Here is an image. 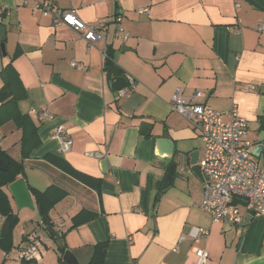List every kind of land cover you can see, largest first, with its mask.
Segmentation results:
<instances>
[{"label": "crops", "instance_id": "0c3cea01", "mask_svg": "<svg viewBox=\"0 0 264 264\" xmlns=\"http://www.w3.org/2000/svg\"><path fill=\"white\" fill-rule=\"evenodd\" d=\"M47 1L77 9L83 21L104 32L105 40L89 46L82 32L55 26L51 16L34 8V0L27 6L24 0H0V25L6 28V54L0 39V91L2 71L12 63L18 74L12 82L18 108L29 117L28 127L36 129L33 139L38 141L23 157L24 129L9 120L0 125V147L24 163L30 186L42 191L52 186L61 193L49 215L51 228L64 235L59 239L66 250L80 264H88L103 242L104 264H196L199 248L210 254L205 264H264V215L242 207L240 225L213 220L199 207L203 179L192 176L193 171L179 173L181 166L191 168L188 164L169 172L162 160L166 152L157 145L158 139H169L175 161L181 153L189 159L199 151L201 162L199 126L171 109L177 90L187 98L202 91L201 101L223 112L225 121L236 105L249 122L252 149L261 143L264 32L259 26L264 0ZM120 26L129 32L126 40L118 37ZM105 48L125 75L122 88L131 90L127 96L113 86ZM128 76L135 79L133 89ZM40 108L52 118L33 113ZM58 126L73 141L68 152H60L53 137ZM50 155L101 179L99 188L72 177ZM257 160L264 167V149ZM168 175L173 179L164 187ZM9 186L4 190L22 237L14 229L12 248L0 245V264H21L18 253L31 232L40 239V264H58L59 239L49 235L50 226H42L35 197L30 214L24 210L28 207L19 208ZM2 221L0 213V226ZM194 226L208 229V236L191 239ZM181 236L186 239L180 241Z\"/></svg>", "mask_w": 264, "mask_h": 264}, {"label": "built area", "instance_id": "2783aa9c", "mask_svg": "<svg viewBox=\"0 0 264 264\" xmlns=\"http://www.w3.org/2000/svg\"><path fill=\"white\" fill-rule=\"evenodd\" d=\"M31 0H24L28 5ZM35 9H40L43 15L51 16L55 26L66 24L82 32L89 46L105 40L104 32L83 21L75 8H61L50 1L34 0ZM139 12L147 13L148 8H140ZM4 9L0 6V23L3 20ZM259 30L264 32V18ZM118 37L126 40L129 32L120 26ZM107 56V48L103 50ZM74 65V62H73ZM130 88L135 87V79L127 77ZM131 90L121 88V96H127ZM203 92L196 90L187 98L177 90L171 101V109L199 126L203 140V154L200 162L204 181V191L199 207L215 221H229L240 225L243 222L241 213L245 207L253 215H264V167L253 152V143L249 138V122L239 115L237 106H233L229 121L224 120V113L215 110L209 104L201 101ZM41 119H51L52 114L46 108L33 109ZM53 137L59 142V151L68 152L73 141L62 126H58ZM90 156H100L97 152H88ZM182 171L192 173V169L182 166ZM209 230L194 226L190 232L191 239L200 241L208 236ZM186 239L181 236L180 241ZM177 249V247H176ZM20 259H37L41 255L40 239L36 232L26 236L25 244L19 250ZM196 264H205L209 252L199 248L196 252Z\"/></svg>", "mask_w": 264, "mask_h": 264}, {"label": "trees", "instance_id": "16d2710c", "mask_svg": "<svg viewBox=\"0 0 264 264\" xmlns=\"http://www.w3.org/2000/svg\"><path fill=\"white\" fill-rule=\"evenodd\" d=\"M105 66L106 70L108 71V74L110 75L113 81V86L117 89H121L126 83V78L122 69L119 68L114 62L112 54L111 52H109V50H107ZM2 75L5 84L2 90L0 91V125L9 120H15L19 124V126L23 127L24 134L22 139V149L23 157H26L27 155H29L30 149H32L38 144V141H34L33 139L37 131L34 127L33 129H29V117L27 115H23L18 108V95L14 93V85L12 84L13 76L18 77V74L14 69L12 63L5 67V69L2 71ZM48 158L53 162L63 166V168H65L70 173V175L78 181L92 188H99L101 179L74 168L68 162L58 157L50 155L48 156ZM1 159H4L12 167V171H4L0 169V213L3 216V221L0 226V245L3 248L7 249V251H9V249L13 246V232L15 226L19 222V217L13 211L10 198L5 192L4 187L12 184L19 178H26V173L24 163L12 159L11 157H9L7 152L0 147V160ZM175 167L176 163L172 161L168 166L169 172H172ZM28 187L31 194L35 197L36 206L39 210L42 220V226L44 228L46 226L52 227L53 223L49 215V211L60 198L61 193H58V190L52 186H50L44 191L38 190L30 186L29 184ZM79 223H81V221L75 223V225H78ZM49 235L56 240L64 236L63 234L61 236H55L54 234L50 233ZM59 250L60 258L58 264H68L63 259V255L66 251L65 244L63 248L59 247ZM106 251L107 243H98L95 246L94 255L88 264H104ZM21 264H40V262L37 259L23 258L21 259Z\"/></svg>", "mask_w": 264, "mask_h": 264}, {"label": "water", "instance_id": "95a60500", "mask_svg": "<svg viewBox=\"0 0 264 264\" xmlns=\"http://www.w3.org/2000/svg\"><path fill=\"white\" fill-rule=\"evenodd\" d=\"M0 39H1V47L3 50V53L6 54V46H5V40H6V28L3 25H0ZM264 134V132H262ZM264 138L260 137L259 141L261 142L257 146H255L253 152L256 156H259L261 154V151L264 149V144H263ZM157 145L160 148V151L166 152L165 156L162 158V160L166 163V166H169V164L174 161L176 163V167L188 164L192 171L197 174L200 178L203 179L202 172H201V165L198 163V158H199V151H194L190 154L189 159L188 157L184 154L181 153L179 155V158L175 161L173 159L174 155V144L171 140L166 139V138H160L157 140ZM175 167V168H176ZM0 169L4 171H12V167L4 160H0ZM182 171V166L180 168ZM173 179L172 175H168L164 187H167L169 185V181ZM13 196L15 197V200L17 202V205L19 208H35V203L32 198V194L29 190L28 184L25 180V178H19L16 181H14L12 184L9 186ZM47 231H49L52 234H55L56 236H59V233L55 231L53 228L48 227ZM58 244L60 247H64V243L62 239H59ZM63 259L68 263V264H80L75 255L69 251L66 250Z\"/></svg>", "mask_w": 264, "mask_h": 264}, {"label": "rangeland", "instance_id": "374dc122", "mask_svg": "<svg viewBox=\"0 0 264 264\" xmlns=\"http://www.w3.org/2000/svg\"><path fill=\"white\" fill-rule=\"evenodd\" d=\"M202 145V144H201ZM179 173H181L182 174V172L180 171V169H179ZM183 174H185V173H183ZM192 176H194V177H198L196 174H193ZM16 210H18V207L16 206ZM24 210H26L27 212H29L30 214H32V213H34V211L32 210V209H29V208H25ZM18 226V227H17ZM15 229H16V232H18V237L21 239V237H22V232H21V230L19 229V225L17 224L16 226H15ZM41 232L42 233H46V231L45 230H41Z\"/></svg>", "mask_w": 264, "mask_h": 264}]
</instances>
